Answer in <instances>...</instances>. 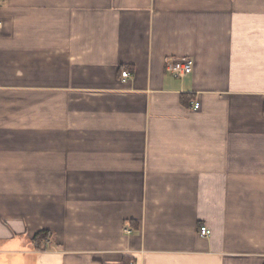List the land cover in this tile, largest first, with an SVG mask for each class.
Segmentation results:
<instances>
[{"label": "crops", "instance_id": "crops-1", "mask_svg": "<svg viewBox=\"0 0 264 264\" xmlns=\"http://www.w3.org/2000/svg\"><path fill=\"white\" fill-rule=\"evenodd\" d=\"M0 21V264H264V0H0Z\"/></svg>", "mask_w": 264, "mask_h": 264}, {"label": "built area", "instance_id": "built-area-1", "mask_svg": "<svg viewBox=\"0 0 264 264\" xmlns=\"http://www.w3.org/2000/svg\"><path fill=\"white\" fill-rule=\"evenodd\" d=\"M2 22L0 21V26ZM194 62L190 57H181V58H173L169 57L166 60V69L167 71L175 77H184L193 72ZM122 77H129V73L127 71L122 72ZM195 108H199V103H195ZM128 233L131 230H126ZM200 234L202 236L211 235V230L207 226H201Z\"/></svg>", "mask_w": 264, "mask_h": 264}, {"label": "trees", "instance_id": "trees-1", "mask_svg": "<svg viewBox=\"0 0 264 264\" xmlns=\"http://www.w3.org/2000/svg\"><path fill=\"white\" fill-rule=\"evenodd\" d=\"M49 237V232L48 231H41L39 232L36 237H35V243L38 246L39 242L44 241Z\"/></svg>", "mask_w": 264, "mask_h": 264}]
</instances>
